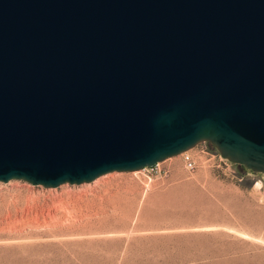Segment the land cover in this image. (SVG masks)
Returning a JSON list of instances; mask_svg holds the SVG:
<instances>
[{
  "label": "water",
  "instance_id": "obj_1",
  "mask_svg": "<svg viewBox=\"0 0 264 264\" xmlns=\"http://www.w3.org/2000/svg\"><path fill=\"white\" fill-rule=\"evenodd\" d=\"M201 142L264 175V0H0V182L88 183Z\"/></svg>",
  "mask_w": 264,
  "mask_h": 264
},
{
  "label": "rangeland",
  "instance_id": "obj_2",
  "mask_svg": "<svg viewBox=\"0 0 264 264\" xmlns=\"http://www.w3.org/2000/svg\"><path fill=\"white\" fill-rule=\"evenodd\" d=\"M216 152L186 151L192 169L181 153L82 184L0 182V264H264V175Z\"/></svg>",
  "mask_w": 264,
  "mask_h": 264
},
{
  "label": "built area",
  "instance_id": "obj_3",
  "mask_svg": "<svg viewBox=\"0 0 264 264\" xmlns=\"http://www.w3.org/2000/svg\"><path fill=\"white\" fill-rule=\"evenodd\" d=\"M184 155L183 159H184V163H185V167L188 168V169H192L193 168V160L189 157V155H186V152H183L182 153ZM217 156L221 159V160H224L220 154H218L216 152Z\"/></svg>",
  "mask_w": 264,
  "mask_h": 264
}]
</instances>
